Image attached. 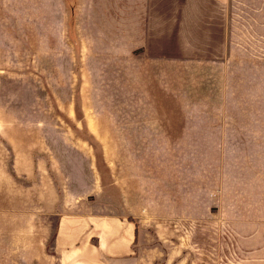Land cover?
<instances>
[{"label": "rangeland", "instance_id": "obj_1", "mask_svg": "<svg viewBox=\"0 0 264 264\" xmlns=\"http://www.w3.org/2000/svg\"><path fill=\"white\" fill-rule=\"evenodd\" d=\"M218 8L173 59L131 0H0V264H264V0Z\"/></svg>", "mask_w": 264, "mask_h": 264}, {"label": "crops", "instance_id": "obj_2", "mask_svg": "<svg viewBox=\"0 0 264 264\" xmlns=\"http://www.w3.org/2000/svg\"><path fill=\"white\" fill-rule=\"evenodd\" d=\"M133 16L138 20L134 23L135 34H144V43L135 47L143 49L152 58L184 59L183 23L187 24L188 16L201 20L204 25V8L207 2L218 9L225 8L229 0H131ZM141 18V20H140ZM143 23V24H142ZM223 23L218 26L223 27ZM216 29V28H215ZM222 35L225 30L222 28ZM140 40V37H137ZM64 222L59 225L57 242L60 245ZM77 237V236H76ZM63 258L67 254L63 251Z\"/></svg>", "mask_w": 264, "mask_h": 264}]
</instances>
